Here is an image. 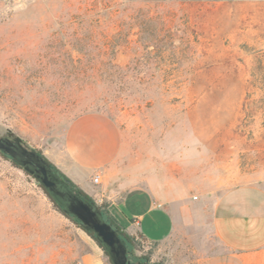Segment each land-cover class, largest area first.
<instances>
[{
	"label": "rangeland",
	"instance_id": "1",
	"mask_svg": "<svg viewBox=\"0 0 264 264\" xmlns=\"http://www.w3.org/2000/svg\"><path fill=\"white\" fill-rule=\"evenodd\" d=\"M103 121L139 178L194 199L264 188V0H0V135L57 166L73 128ZM98 245L0 151V264H77ZM129 259L163 264L141 235Z\"/></svg>",
	"mask_w": 264,
	"mask_h": 264
},
{
	"label": "crops",
	"instance_id": "2",
	"mask_svg": "<svg viewBox=\"0 0 264 264\" xmlns=\"http://www.w3.org/2000/svg\"><path fill=\"white\" fill-rule=\"evenodd\" d=\"M109 124L103 121L87 134L73 128L67 159L57 166L89 195L105 200L122 230L141 235L163 264H264L249 260L264 257L263 187L239 184L194 199L167 180L139 178L119 164L121 138ZM79 262L112 264L100 245Z\"/></svg>",
	"mask_w": 264,
	"mask_h": 264
},
{
	"label": "water",
	"instance_id": "3",
	"mask_svg": "<svg viewBox=\"0 0 264 264\" xmlns=\"http://www.w3.org/2000/svg\"><path fill=\"white\" fill-rule=\"evenodd\" d=\"M0 151L33 175L66 214L95 234L107 250L112 264H132L121 233L106 220L99 207L75 191L38 149L28 147L21 136L9 138L0 135Z\"/></svg>",
	"mask_w": 264,
	"mask_h": 264
},
{
	"label": "trees",
	"instance_id": "4",
	"mask_svg": "<svg viewBox=\"0 0 264 264\" xmlns=\"http://www.w3.org/2000/svg\"><path fill=\"white\" fill-rule=\"evenodd\" d=\"M39 150V149H38ZM40 151V150H39ZM2 152V151H1ZM41 152V151H40ZM42 153V152H41ZM4 155H8L6 153H3ZM43 154V153H42ZM44 155V154H43ZM45 156V155H44ZM46 157V156H45ZM11 158V157H10ZM47 158V157H46ZM12 159V158H11ZM48 159V158H47ZM49 160V159H48ZM50 161V160H49ZM12 162L20 167L23 168L22 166L18 165L15 161ZM50 163L53 165V167L56 169L57 172H59V174L75 189V191H77L78 193H80L84 198H86L87 200L91 201L92 203H94L97 207H99V209H101V211L103 212L106 220L113 226L115 227L122 235V237L125 239L127 247H128V258H129V246L133 244V235L128 234L127 232H125L124 230L121 229V227L116 223L115 219L110 216L109 211L104 210L102 207L98 206L95 202V200L93 199V197L91 195H89L86 191H84L79 185H77L69 176H67L61 169H59L52 161H50ZM24 169V168H23ZM25 170V169H24ZM26 171V170H25ZM27 172V171H26ZM28 173V172H27ZM40 183V182H39ZM41 187L45 190V192L47 193V195L52 199V201H54V199L50 196V194L47 192V190L43 187V185L40 183ZM55 202V201H54ZM55 204L63 211V209L55 202ZM63 213L65 215H67L68 217L72 218L74 221H76L79 226H81L88 234H90L97 242L98 244L103 248V250L105 251V253L109 256L107 250L105 249V247L103 246V244L96 238L95 234L93 232H90L88 230L85 229V227L82 225V223L80 221H78L77 219H75L74 217L66 214L64 211ZM110 259V258H109ZM130 260V259H129ZM111 261V259H110Z\"/></svg>",
	"mask_w": 264,
	"mask_h": 264
},
{
	"label": "built area",
	"instance_id": "5",
	"mask_svg": "<svg viewBox=\"0 0 264 264\" xmlns=\"http://www.w3.org/2000/svg\"><path fill=\"white\" fill-rule=\"evenodd\" d=\"M99 180H100V176H99V175H95V176L93 177V181H94V182L98 183ZM102 201H103V200H102L101 198H100V199H97V202H102ZM78 264H81V263L79 262Z\"/></svg>",
	"mask_w": 264,
	"mask_h": 264
},
{
	"label": "flooded vegetation",
	"instance_id": "6",
	"mask_svg": "<svg viewBox=\"0 0 264 264\" xmlns=\"http://www.w3.org/2000/svg\"><path fill=\"white\" fill-rule=\"evenodd\" d=\"M131 261V260H130ZM131 263L133 264V262L131 261ZM139 264H144V263H139Z\"/></svg>",
	"mask_w": 264,
	"mask_h": 264
}]
</instances>
